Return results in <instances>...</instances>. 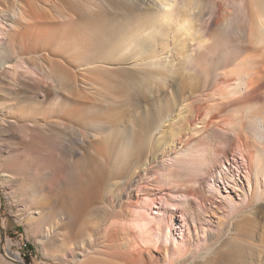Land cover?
Here are the masks:
<instances>
[{"label": "bare ground", "instance_id": "obj_1", "mask_svg": "<svg viewBox=\"0 0 264 264\" xmlns=\"http://www.w3.org/2000/svg\"><path fill=\"white\" fill-rule=\"evenodd\" d=\"M260 1L237 0L236 14L214 24L226 29L239 19V27L255 39L264 34ZM203 8L204 0H0V47L6 46L0 48V96L6 98L0 100V112L13 118L7 125L0 124V141L9 144L0 169L1 182L13 183L16 175L40 177L42 169L37 164L49 162L53 169L44 173L51 179L42 185L43 195L35 189L28 194L39 214L47 207L54 210V216L68 215L72 221L91 226L88 217L95 210L114 208L105 199V181L110 174H121L141 146L140 141L135 143L122 132L117 123L120 112L124 109L129 114L131 97L141 93L144 83L172 82L179 60L186 71L202 69L197 59L201 53H209L208 39L187 40L192 19L200 16ZM132 14L139 18L130 19ZM234 84L229 94L244 88L239 78ZM206 119L205 114L199 121L203 124H186L184 140L177 144L172 141L176 133L171 128L172 143L164 150L166 165L159 161L147 164L136 176L149 170L158 185L178 179L190 183L185 178L191 175L198 179L207 165H217L204 189L208 187L207 199L210 195L219 198L218 205L227 209L217 215L216 228L220 230L229 213L238 212L250 198L263 195L264 121L257 118L260 130H255L253 137L259 147L248 159L249 169L233 162L231 170L204 142ZM126 125L132 127L130 122ZM227 129L236 132L237 128ZM189 134L199 135L198 148L192 141L185 144ZM237 149L245 157V152ZM17 155L27 164L18 161ZM57 172L61 175L54 180L50 174ZM196 186L200 187L198 181L189 185ZM139 191L142 195L126 205L125 216L107 219L108 225L102 227L104 239L97 243L88 233L80 242L82 247L66 256L68 264H143L145 258L155 255L162 261L159 264H184L198 256L208 227L195 228L196 217L183 198L187 194L166 197L159 193L161 207L152 213L150 190L145 187ZM178 211L187 227L173 233V214ZM37 223L32 222L35 230H39ZM51 236L46 233L36 241L49 251ZM85 242L92 245L84 246ZM115 244L124 254L116 260L107 256Z\"/></svg>", "mask_w": 264, "mask_h": 264}, {"label": "rangeland", "instance_id": "obj_2", "mask_svg": "<svg viewBox=\"0 0 264 264\" xmlns=\"http://www.w3.org/2000/svg\"><path fill=\"white\" fill-rule=\"evenodd\" d=\"M236 5L237 0H204L201 15L192 19L191 38L187 40L188 43H193L199 39H208L209 53L205 56L201 53V57L197 59L202 62V69L191 68L186 71L179 60V71L172 82L144 83L141 93L131 97L129 114L124 109L121 110L117 123L123 128L122 132L125 135L131 136L135 143L140 141L141 146L139 152L130 156L121 174H110L111 177L106 179L105 199L109 203L112 202L114 208L101 206L95 210L88 217V221L93 225L72 221L68 215L54 216V210L51 208H42L40 214L33 208L28 194L35 189L43 195L42 185H47L51 179L44 173L53 169L49 162L37 164L41 166L39 169H42L40 177L26 175L20 178L21 176L16 175L13 183L5 184L1 182L2 176H0V229L3 227L7 236L21 241L26 240L32 244L33 251L31 256L25 257V264H68L66 256L82 247L80 242L84 240L83 238L90 233L95 241L100 243L104 239L102 227L107 224V219L125 216L126 205L142 195L139 188L145 187L150 190L149 193L154 198L152 213L161 207L158 200L159 193L166 197L172 193L179 197L187 194L183 198L187 201L186 207L194 212L195 228L200 230L201 226L208 227L207 242L205 240L198 256L190 263L185 261L184 264H264V183L260 185L263 195L259 198H250L238 212L229 213L225 224L217 230V215L227 209L218 205L221 203L219 198L210 195L207 199L205 191L208 187L204 189L217 165L214 167L211 164L207 165V171L201 172L198 179L191 175L189 179L185 178L190 183L178 179L173 184L163 182L158 185L149 170L141 177L136 176L147 164L159 161L161 166L166 165L165 148L172 141L177 144L181 139L183 142L188 130L186 124L189 123L194 127L196 123L199 126L202 123L199 121L205 114L207 119L204 120L206 124L203 133L204 142L211 150L216 151V154L218 153V160L231 170H234L233 162L242 165L243 169H249L248 159L256 155L259 147L253 137V132L260 130L257 118L264 121V34L257 35L255 39L249 37L239 27V19L235 18L233 21L236 25L226 29L214 24L216 20L224 21L226 16L235 15ZM260 5L264 7V0L260 1ZM129 18L137 20L139 16L132 14ZM143 19L141 18L140 22ZM228 29H231L230 33L227 32ZM255 33H257L256 29L253 31V34ZM5 47L3 44L0 48ZM237 78L244 81V88L229 94L235 88L234 82ZM5 99L0 96V100L5 101ZM12 119L8 113L0 112V124L7 125ZM129 122L131 128L126 125ZM229 122L232 124L231 127ZM171 128L176 133L172 141L169 137ZM227 128L237 129L233 132ZM235 133L240 138L235 136ZM198 137L197 134H189L185 144L192 141L198 148L200 145ZM262 146L264 148V144ZM238 147L245 152V157L239 155ZM8 154V142L0 141V169L3 159ZM16 159L25 164L28 162L20 155H17ZM242 174L240 172L241 183L245 184L246 190L248 188ZM50 175L56 180L61 174L57 172ZM31 180L35 184H30ZM195 181H198L200 187L190 188L189 185ZM233 194L236 195V192ZM236 197L240 198L238 195ZM198 214L200 219H197ZM180 215L179 211L173 214L174 219L171 224L173 233H176V229L181 228L183 231L187 227L181 221ZM34 221H38L39 230L32 228ZM188 221L190 223V218ZM52 228L56 229L52 231ZM193 228L191 230H194ZM46 233L52 234L47 244L49 251L46 250V246L36 241L37 237ZM83 245L91 246L92 243L85 242ZM8 247L6 237L0 235V253L3 254L4 248ZM10 249L14 250L15 246H11ZM208 249H210L208 254H204ZM109 252L110 255L107 256L114 260L124 255L116 244L109 248ZM154 257L145 258L143 264L162 262L158 255ZM82 264L91 263L85 261Z\"/></svg>", "mask_w": 264, "mask_h": 264}, {"label": "built area", "instance_id": "obj_3", "mask_svg": "<svg viewBox=\"0 0 264 264\" xmlns=\"http://www.w3.org/2000/svg\"><path fill=\"white\" fill-rule=\"evenodd\" d=\"M1 229H0V235H3L4 238L6 237L9 246L8 248H4L3 251L4 256L17 264H25L24 263L25 257L31 256L28 248V244L19 239H16L15 237L7 236L6 231L3 229V227H1ZM11 246H15V249L11 250L10 249Z\"/></svg>", "mask_w": 264, "mask_h": 264}, {"label": "crops", "instance_id": "obj_4", "mask_svg": "<svg viewBox=\"0 0 264 264\" xmlns=\"http://www.w3.org/2000/svg\"><path fill=\"white\" fill-rule=\"evenodd\" d=\"M0 264H17L11 260H9L7 257H5L2 253H0Z\"/></svg>", "mask_w": 264, "mask_h": 264}, {"label": "trees", "instance_id": "obj_5", "mask_svg": "<svg viewBox=\"0 0 264 264\" xmlns=\"http://www.w3.org/2000/svg\"><path fill=\"white\" fill-rule=\"evenodd\" d=\"M27 244H28L29 251L32 252L33 251V250H31V248H33L32 244H30V243H27Z\"/></svg>", "mask_w": 264, "mask_h": 264}]
</instances>
